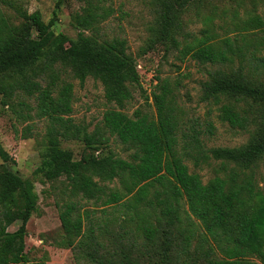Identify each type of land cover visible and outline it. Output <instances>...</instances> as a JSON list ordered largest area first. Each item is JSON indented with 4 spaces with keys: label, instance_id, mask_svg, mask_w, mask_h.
Wrapping results in <instances>:
<instances>
[{
    "label": "trees",
    "instance_id": "obj_1",
    "mask_svg": "<svg viewBox=\"0 0 264 264\" xmlns=\"http://www.w3.org/2000/svg\"><path fill=\"white\" fill-rule=\"evenodd\" d=\"M76 1L81 6L73 13L72 23L79 32L71 40L54 31L57 11L66 0L56 1L54 17L48 22L39 11L30 13L9 0H0L30 29L29 33L15 32L0 11V94L34 96L36 115L50 124L35 174L50 183L64 178L69 193L87 202L124 207L123 221L134 227L132 234L141 232L149 243H154L156 234L165 235V249L155 264H170L167 239L184 222L183 206L205 230L199 238L201 249L193 252L195 264H264V190L257 187L254 177L258 166L264 164V82L258 78L264 72V54L256 55L263 43L247 39L248 34L263 29V17L254 9L240 20L235 13L232 24L237 36L220 38L213 24L217 11H213L196 18L204 24L199 36L187 31L180 21L178 4L186 0H149L154 21L147 48L163 45L167 51L177 50L181 61L189 57L210 66L201 83V100L218 107L222 122L250 135L248 142L238 147L206 148L200 138L204 132L183 119L180 82L172 86L169 80L158 78L150 96L146 95L126 40L101 36V24L115 10L106 5L107 0ZM251 45L253 52L246 49ZM246 53L251 54L249 59ZM61 71H69L80 84L88 77L99 80L106 100L116 106L105 111L102 127L97 126L92 134L73 123L74 86L61 80ZM43 74L49 79L46 87L37 80ZM133 86L147 100L152 98L155 115L124 112L133 99ZM208 130L211 134L213 126ZM59 137L82 140L91 152L76 160L63 149ZM111 137L132 151L130 159L111 151L97 155ZM0 159V264H46L45 258L32 262L26 252L27 223L37 207L33 184L7 166L13 160L1 143ZM188 160L194 167L219 162L223 175L204 183L198 173L190 171ZM115 182L118 186L106 185ZM78 210V202L72 201L64 204L60 213L65 246L94 243L90 211L80 214ZM85 219L90 222L88 227ZM17 221L21 222L19 228L9 231ZM193 232L184 239L189 241ZM86 254L95 264H136L127 255L120 261H105L96 249Z\"/></svg>",
    "mask_w": 264,
    "mask_h": 264
},
{
    "label": "rangeland",
    "instance_id": "obj_2",
    "mask_svg": "<svg viewBox=\"0 0 264 264\" xmlns=\"http://www.w3.org/2000/svg\"><path fill=\"white\" fill-rule=\"evenodd\" d=\"M9 1L14 5H20L30 13L39 11L43 20L48 22L54 17L57 0ZM106 5H111L115 12L101 24V36L105 39L118 37L126 40L128 52L136 59V68L146 95L150 96L158 78L169 80L172 86L179 81V107L185 112L183 119L186 122H194L196 128L204 132L200 138L205 142L206 148H233L248 142L250 137L248 132L232 128L228 123L222 122L218 117V107L201 100V83L207 79V70L212 69L210 66H202L189 57L181 61L177 50L167 51L166 46L163 45L147 48L149 29L154 21L153 8L149 0H107ZM80 6L81 4L76 0H66L63 3L57 11V21L54 26L57 35L63 34L71 40L76 39L79 30L72 23V15ZM253 9L264 19V0H186L178 4L180 21L186 24L187 31L199 36L204 24L202 20L196 18L217 11L213 24L215 33L220 38L225 35L232 38L237 36L238 33L232 24L234 14H237L238 20L244 19ZM0 11L15 32L29 33L28 23L20 18L10 5L0 2ZM256 38L258 42L263 43L256 55H263L264 27L262 30H255L253 35H247L248 40ZM238 40L239 44H242L241 37ZM254 42L256 41L252 43ZM253 47L251 45L244 49L253 52L255 51ZM250 56V53H246L247 59ZM237 68L238 63L233 69ZM59 76L62 81L70 82L74 86L71 114L73 123L81 127L82 131L85 128V132L92 134L97 126L102 127L105 111L116 109V106L106 100L103 85L99 80L88 77L83 84H80L69 71H61ZM258 78L264 82V72ZM37 80L43 87H46L49 81L44 74ZM131 90L133 99L124 112L131 116L136 110L151 116L155 115L156 108L152 98L147 100L145 94L137 87L133 86ZM22 103H26L27 107ZM36 106L35 97L28 96L24 92H16L9 97L0 94V143L13 160L7 166L23 179L29 180L37 194V207L27 223V235L24 238L30 260L35 262L45 258L46 264H95L90 261L86 253L96 249L105 261H120L127 255L136 264H155L165 249L163 243L165 235L161 236L162 234L158 233L153 238L154 243H149L141 232L132 234L135 232L134 227L123 221L124 207L87 202L69 193L64 178L50 183L43 182L40 175L35 174L43 159L50 127L47 118H39L36 115ZM210 125L213 126L211 134L208 130ZM59 139L63 149L70 151L76 160L81 159L83 153L91 152L85 148L82 140H66L61 137ZM110 151L123 159H130L132 154V151L117 142L115 137H111L108 145L102 146L97 155L102 157ZM186 163L191 172L198 173L202 177L204 183L209 182L216 175H223L219 170V162L212 161L211 164H202L199 167H194L190 160ZM2 164L0 159V166ZM255 172V183L264 190V164H260ZM106 185L113 187L118 186V183H106ZM72 201L78 202L80 214H84L86 210L90 211L91 224L95 231L94 243L91 246L80 247L77 242L73 247L64 244L60 213L64 209V204ZM185 210L187 206H183L182 209L184 222L178 224L180 228H174L167 239L168 252L171 254L170 264H195L193 252L201 249L199 238L203 236L205 230L200 222L192 215H187ZM89 223V220L85 219L87 227ZM20 224L21 222L17 221L9 227V231H16ZM191 231H194V236L189 241L185 240L184 235H189ZM96 241H99L100 245H96ZM203 247L205 249V246ZM255 261L259 263L256 259Z\"/></svg>",
    "mask_w": 264,
    "mask_h": 264
}]
</instances>
